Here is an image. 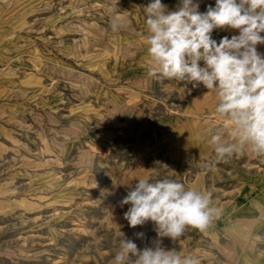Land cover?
Instances as JSON below:
<instances>
[{"label":"rangeland","instance_id":"obj_1","mask_svg":"<svg viewBox=\"0 0 264 264\" xmlns=\"http://www.w3.org/2000/svg\"><path fill=\"white\" fill-rule=\"evenodd\" d=\"M149 2L0 0V31L30 42L9 67L0 58L1 77L16 80L14 107L0 112V264H113L120 232L151 246L154 225L129 227L119 204L149 176L211 193L221 210L164 246L201 264H264V158L245 151L204 167L214 153L198 133L228 122L202 84L148 75ZM194 3L203 13L216 0ZM116 16L125 26L114 33Z\"/></svg>","mask_w":264,"mask_h":264},{"label":"clouds","instance_id":"obj_2","mask_svg":"<svg viewBox=\"0 0 264 264\" xmlns=\"http://www.w3.org/2000/svg\"><path fill=\"white\" fill-rule=\"evenodd\" d=\"M198 8L194 0H180L174 11L162 0H150L143 7L147 73L192 83L194 88L202 84L207 93L215 94V112L228 123L218 128L209 125L198 133L197 138L214 153L204 164L206 169L245 151L264 158V53L257 50V45H264V0H216L206 12ZM124 26L121 17L110 21L114 33ZM228 28L238 29L239 35L224 36L219 42L213 39L214 30ZM129 187L119 201L121 207L129 205L124 219L131 228L151 222L156 236L151 246L138 249L120 232L113 264H201L198 257L181 255L163 241L175 243L189 229L204 232L219 219L221 210L213 204L212 194L150 176Z\"/></svg>","mask_w":264,"mask_h":264},{"label":"crops","instance_id":"obj_3","mask_svg":"<svg viewBox=\"0 0 264 264\" xmlns=\"http://www.w3.org/2000/svg\"><path fill=\"white\" fill-rule=\"evenodd\" d=\"M167 5V8L169 11H174L176 10V4L173 1H168L165 3ZM235 30L236 32L239 33L238 29H232ZM0 58L5 60L4 63L6 62L8 64H11L15 59V49L14 47L17 45V47H22L23 50L25 49V46L29 45L30 42H27V39H22V42L20 41L21 39H16L15 35L13 32H5V31H0ZM18 40V41H17ZM1 63V62H0ZM6 80L7 81V86L4 87L3 85L0 84V112L2 113H8L7 111L13 109L15 100L14 98L10 97V94L14 92L15 90V82L16 80L13 79L12 77L10 78L9 76L7 77H1L0 75V81ZM22 85L27 88L29 87V84L27 83H22ZM1 129V128H0ZM249 257V256H248ZM250 258L244 259L242 262L243 264H250Z\"/></svg>","mask_w":264,"mask_h":264}]
</instances>
